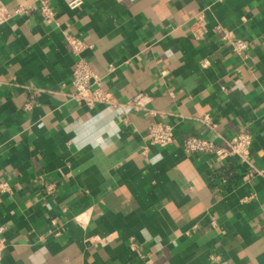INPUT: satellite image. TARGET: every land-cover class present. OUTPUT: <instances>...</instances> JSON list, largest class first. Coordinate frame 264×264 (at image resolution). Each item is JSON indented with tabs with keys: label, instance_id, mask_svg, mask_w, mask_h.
Here are the masks:
<instances>
[{
	"label": "crops",
	"instance_id": "1",
	"mask_svg": "<svg viewBox=\"0 0 264 264\" xmlns=\"http://www.w3.org/2000/svg\"><path fill=\"white\" fill-rule=\"evenodd\" d=\"M0 1V264H264V175L183 148L245 130L264 168V0H47L50 19ZM67 34L118 102L148 108L75 102ZM153 122L176 141L150 143Z\"/></svg>",
	"mask_w": 264,
	"mask_h": 264
},
{
	"label": "built area",
	"instance_id": "2",
	"mask_svg": "<svg viewBox=\"0 0 264 264\" xmlns=\"http://www.w3.org/2000/svg\"><path fill=\"white\" fill-rule=\"evenodd\" d=\"M82 0H73L69 3L71 8H75L81 4ZM36 6H31L35 9ZM41 12L47 19L54 17V11L48 5L47 0L41 1ZM10 17L7 7L0 1V24L5 22ZM205 17L202 12L197 14L196 21L192 29L194 38L202 39L205 35ZM66 38L71 46L73 53L77 56L75 65L72 71V85L73 91L71 98L78 104L84 105L88 108H93L97 104L104 103L112 106L127 107L136 111L146 110L149 103V97L143 92L135 94L130 100L125 103L118 102L114 95L103 88L101 77L91 68L87 59L82 56V53L90 47L83 38L67 34ZM222 39L228 43L231 50L239 55L246 53L248 43L242 39L234 36L232 33H224ZM206 65V63H205ZM30 107V105H28ZM203 120L210 121V115H205ZM212 126H215L212 124ZM146 137L152 144L161 147L173 144L176 141L174 134V127L168 123L153 122L147 132ZM254 136L249 131H238L229 140L226 145L217 143L214 139L204 138L196 135H190L183 141V148L187 153H208L213 155L217 161H225L230 157H237L249 167V176L254 174L264 175V168H258L254 165L251 158V145ZM11 189L8 182H0V192L4 193ZM4 227L0 226V253L3 249L5 241L3 237Z\"/></svg>",
	"mask_w": 264,
	"mask_h": 264
}]
</instances>
